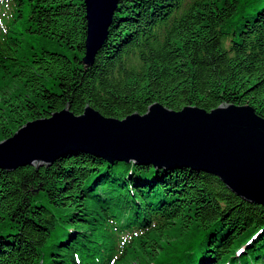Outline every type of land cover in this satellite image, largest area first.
I'll return each mask as SVG.
<instances>
[{"label": "trees", "instance_id": "1", "mask_svg": "<svg viewBox=\"0 0 264 264\" xmlns=\"http://www.w3.org/2000/svg\"><path fill=\"white\" fill-rule=\"evenodd\" d=\"M85 37L83 0L1 2L0 141L66 101L117 119L222 101L264 117V0H118L90 66ZM0 264H264V204L184 166L77 152L0 167Z\"/></svg>", "mask_w": 264, "mask_h": 264}, {"label": "water", "instance_id": "2", "mask_svg": "<svg viewBox=\"0 0 264 264\" xmlns=\"http://www.w3.org/2000/svg\"><path fill=\"white\" fill-rule=\"evenodd\" d=\"M118 0H83L86 37L81 61L90 66L105 40ZM64 108L26 121L0 141V167L51 164L84 152L107 162L188 167L218 176L247 201L264 204V117L247 104H219L207 111L186 105L173 110L158 102L122 119L87 106Z\"/></svg>", "mask_w": 264, "mask_h": 264}, {"label": "rangeland", "instance_id": "3", "mask_svg": "<svg viewBox=\"0 0 264 264\" xmlns=\"http://www.w3.org/2000/svg\"><path fill=\"white\" fill-rule=\"evenodd\" d=\"M47 46H48V48H51V49H55V48H57L56 45L51 44V43H47Z\"/></svg>", "mask_w": 264, "mask_h": 264}, {"label": "bare ground", "instance_id": "4", "mask_svg": "<svg viewBox=\"0 0 264 264\" xmlns=\"http://www.w3.org/2000/svg\"><path fill=\"white\" fill-rule=\"evenodd\" d=\"M167 168V167H166Z\"/></svg>", "mask_w": 264, "mask_h": 264}]
</instances>
